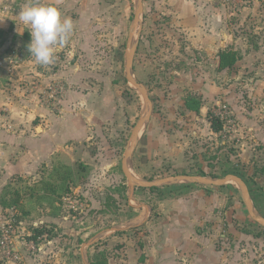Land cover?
<instances>
[{"label": "rangeland", "instance_id": "obj_1", "mask_svg": "<svg viewBox=\"0 0 264 264\" xmlns=\"http://www.w3.org/2000/svg\"><path fill=\"white\" fill-rule=\"evenodd\" d=\"M22 1L26 5L36 2ZM55 1L60 2L63 17L72 19L74 31L69 43L56 53L55 62L48 66L37 64L30 56L31 35L27 38L29 42L21 45V65L24 66L17 82L21 94L17 96L37 101L56 117L55 122L46 123L35 114L34 124L29 123L40 124L45 130L39 133L35 130L34 138L43 139V134L48 132L45 141L56 140L57 146L48 152L49 146L36 148L34 144L31 153L25 154L27 148L21 146L24 141L21 122L0 120V131H5L7 139L16 144L15 152L8 156L3 154L4 157L13 165L33 167L25 177L14 176L11 181L15 183L13 189L26 192V197L21 198V207L13 208L21 222L12 236L14 242L28 241L22 252L40 264H59L61 259L70 257L79 258L78 264H81V248L86 259L97 253L115 258L122 256L116 252V248L122 249V243L143 246L148 230L138 227L152 229L187 221L176 217L178 212L173 201L185 200L186 195L203 189L207 195L219 189L227 198L217 200L213 218L200 228L212 231L215 226L222 234L226 230V237L219 234V242L249 244L244 252L250 257L249 263L264 264V226L250 214L252 210L255 217L264 219V197L258 196L261 193L258 194L256 184L264 174L260 170L264 165L258 157L262 146L248 134L252 128L238 126L237 116L230 107L231 101L240 100L246 104H241L245 109L248 106L253 110L261 108L257 115L264 114V103L259 100L255 86H250L264 82L263 58L251 56L236 63L246 62L249 67H257L253 72L236 75L232 71L221 73L218 70L216 77L213 71L203 72L208 71L204 66L212 65L214 58L189 56L187 50L191 45L182 36L185 34L176 23L178 19L173 14L168 16L167 11H171L165 1L143 0L137 27L139 0ZM218 1L238 14L232 16L236 20L228 18V23L234 33L245 35V42L240 40L246 43L244 48H263L264 0ZM242 9L246 11L240 12ZM134 32L131 49H136V53L132 74L143 89L126 77L128 44ZM209 75L210 82L201 83ZM204 87L210 89L205 93ZM143 91L153 107L127 159V166L138 181L152 183L175 178L155 185L154 189L134 187L123 168L135 129L150 111ZM191 96L204 97L206 112L218 115L226 110L230 115L227 124L223 122L219 136L210 133L209 117L197 119L195 114L186 113V100ZM260 104L262 107H256ZM5 108L0 106V114L7 112ZM249 147H253L255 156L249 163H243L240 153L248 151ZM234 166L255 182L256 186L249 181L260 205L251 196V210L243 186L235 180L223 186L179 179L180 176H202L219 181L231 174L228 170ZM45 179L57 181L55 200L52 203L40 201L44 213L48 208L51 212L47 213L52 217H40L39 203H32L29 197V193L38 188H33V183ZM225 185L227 188H223ZM188 200L202 202L198 194L189 196ZM183 203L177 207L184 210ZM34 209L37 213L33 215ZM9 210L0 212V220L8 218ZM42 226L48 232L33 244L29 235L35 227ZM17 254L6 257L0 251V264H21V248Z\"/></svg>", "mask_w": 264, "mask_h": 264}, {"label": "crops", "instance_id": "obj_2", "mask_svg": "<svg viewBox=\"0 0 264 264\" xmlns=\"http://www.w3.org/2000/svg\"><path fill=\"white\" fill-rule=\"evenodd\" d=\"M21 1L22 0H0V57H8L9 55L14 56L15 53L23 55L21 45L29 42L27 38L30 37V32L26 30V26L20 22L17 16L19 11L26 6L25 1H22V3ZM162 1L167 2L170 6L171 13H168L167 11L168 16L173 14L174 17L178 19L176 23H178L177 25L181 28L180 30L185 34L182 36L186 39V43L191 45L187 50L189 56L194 55L199 56V58L209 57L215 59L212 65L204 66V70L208 69V71L203 72L211 73L213 71L217 77V72L219 70V51L229 48L239 51L240 59L249 58L251 56L255 57L257 55L260 56L263 58L262 66L264 68V47L259 50H254L250 47L248 48V46L246 49L244 48V45L246 44H243L246 40L245 35H237L234 33L228 23V18L236 20L233 19L232 16L238 14L230 12L222 3H219L218 0ZM244 11H246V9H242L240 12L244 13ZM240 40H242L243 43ZM238 61L240 62L243 60ZM237 64H235L233 68H226L219 70V72L232 71L233 74L237 75V73L253 72L257 70V67L256 69L255 67H249L246 62L243 65ZM22 66L24 65H21V60H19L14 63L6 62L5 65L0 67V106L1 108L6 106L5 110L7 111L0 114V120L6 123L21 122V128H24V133L21 134L24 141L21 146L27 148L26 151H24L25 154L31 153V146L33 147L34 144H36V148L49 146L48 152H51V149L57 146V141L49 138L48 142H46L45 140L47 139L44 138H47L48 132L43 134V139L34 138L33 134L36 133L35 130H37L38 133L41 132L40 130H45L40 124L33 126L31 123H33V116L37 115L41 118L39 119L40 121H45L46 123L55 122L56 117L41 107L37 101L32 102L27 100L26 97L19 99L17 94L20 95L21 91L17 88V82L21 79L20 70ZM44 78H46V76H44ZM204 80H209L210 82V75L206 79H203L201 83L204 84ZM250 86H253V88L255 86V89L259 94V100L264 103V82L251 83ZM211 88H214V86L211 85ZM207 89H210V87H204L203 91L206 93ZM248 92L254 94L252 91ZM199 94L201 96V93ZM201 100L202 105L199 111L188 110L185 107L186 113L195 114L197 119H202L205 116L207 118L209 110H207V112L205 111L204 97H202ZM241 104H245L244 101L238 100L236 103L231 101L230 107L233 113L237 116L239 127L241 124L243 128L253 129V131L251 133L248 132V134H251V136L262 146L258 153L259 156H257L260 157L259 159L261 161L259 162L264 165V114L260 116L257 115V113H260L261 108L253 110L248 106L247 109H245ZM256 107H262V104L257 105ZM242 109L247 112L243 113V111H241ZM207 120L210 127L209 119L207 118ZM222 131L214 132L211 129L210 133L217 137ZM50 136L52 135L50 134ZM7 138L5 131L1 130L0 212L10 209V207L4 204L1 199L5 186L11 183L15 178L14 176L17 177L20 175L25 177L26 172L33 169L32 165H13V162H8L9 159H6L7 157H4V155L8 156L12 152H15L16 144L14 140H8ZM249 148L250 149L243 154L240 153L243 163H249L255 156V152L252 150L253 147ZM24 163H28V161H25ZM257 180L259 181V184L256 183L257 187H259L258 193H261L260 196L263 199L264 174ZM246 185L251 196V185L249 186L247 183ZM226 186L227 185L223 188H227ZM197 194L201 196V203L188 200L189 196ZM231 194H233V192H231ZM185 198V200L181 198L180 200H177V205L175 201H173L172 204L174 203V209L177 210L179 214V216L177 214L176 217H181L187 221H181L179 225L167 224L154 226L152 229L138 227L139 230L142 228L148 230V236H146L147 240L145 239L143 246H139L138 244L135 245L136 243L132 242L122 243V249L116 248V252L122 254V256L117 255L115 258H108L109 264H250V257L244 253L249 244H234L228 240L219 242L217 239L219 234H222V231H219L218 228L213 226L214 229L212 231L200 228V225H203L207 220L213 218L214 207L218 204L217 200L226 199L227 194L224 191L220 192L218 189L211 191L210 194L207 195L206 190L203 189L192 195L190 193L189 195H186ZM181 202H184V210L177 207ZM207 202L209 203L207 204ZM38 203L41 211L38 212V215L40 217L51 216V213H47L51 212V210L46 208L44 213L40 202ZM32 213L34 215L37 213V210L34 209ZM223 232L222 235L226 237V230H223ZM30 242L33 244L36 243L32 240H30ZM22 251L23 246L21 247V264L39 263H37V259L35 260L32 256H28ZM80 251L82 254L81 264H91L90 259H88V257L86 259L83 255L82 248ZM78 260L79 258L75 257L65 258L64 260L61 259L59 264H78Z\"/></svg>", "mask_w": 264, "mask_h": 264}, {"label": "clouds", "instance_id": "obj_3", "mask_svg": "<svg viewBox=\"0 0 264 264\" xmlns=\"http://www.w3.org/2000/svg\"><path fill=\"white\" fill-rule=\"evenodd\" d=\"M17 16L31 35L30 56L41 66L53 64L56 53L69 43L74 31L72 19L64 18L53 0H36L23 7Z\"/></svg>", "mask_w": 264, "mask_h": 264}, {"label": "trees", "instance_id": "obj_4", "mask_svg": "<svg viewBox=\"0 0 264 264\" xmlns=\"http://www.w3.org/2000/svg\"><path fill=\"white\" fill-rule=\"evenodd\" d=\"M219 57V70H223L226 68H233V66L238 62V60L241 58L238 51L234 50L233 48L224 49L219 51L218 54ZM202 105V100L200 97L197 96H191L186 100V108L188 110L192 111H199L200 107ZM208 119L210 122L211 129L214 132H221L223 130V123L221 119L212 113V111L208 112ZM261 172L264 173V167L260 169ZM228 173L235 174L239 177H241L245 183H247L249 186L252 185L250 182L252 181L253 184L255 183L253 180L247 177L246 173L241 172L240 170L236 169L235 166L233 169L228 170ZM250 181V182H249ZM56 179H45L40 180L38 182H34V187H38L37 190L33 189L29 193L30 201L32 203H38V202H44L43 200H46L48 202L54 201L57 196H54V192H56ZM15 183H9L5 186L3 193L1 195L2 202L9 207L16 208L21 207V198L26 197L25 193L22 190L15 188L13 189ZM63 186L66 185L65 182L62 184ZM40 187H42V190H40ZM68 191V186L65 187ZM150 189H154L155 186L149 187ZM253 188V187H252ZM250 188V189H252ZM251 193V196H254V199H256L257 205H260L259 199H257V196L253 193ZM259 194V193H258ZM257 194V195H258ZM260 197V195H258ZM43 199V200H42ZM52 203V202H51ZM25 214H29V211H24ZM48 232L46 229L42 227H35L33 229L32 235L29 236V239L37 242L40 237L44 236L45 233ZM91 264H109L108 258L104 255V253H97L94 256L90 258Z\"/></svg>", "mask_w": 264, "mask_h": 264}, {"label": "water", "instance_id": "obj_5", "mask_svg": "<svg viewBox=\"0 0 264 264\" xmlns=\"http://www.w3.org/2000/svg\"><path fill=\"white\" fill-rule=\"evenodd\" d=\"M140 1V7L137 11V18L135 20V24H136V27L138 25V16L140 15L141 13V10H142V4H143V0H139ZM54 3L56 4H59L60 2L58 1H55L53 0ZM134 36H135V32L131 34V37H130V41H129V44H128V52H127V56H126V77L128 79V81L130 83H132L133 85H135L136 87H138L139 89H143V85L141 83H139L135 77L133 76L132 74V67H133V62H134V57H135V53H136V49L132 48L131 49V44H132V41L134 39ZM144 93V96H145V99L148 101L149 103V107H150V111L143 117L140 119L136 129H135V133H134V136L132 138V143H131V148H130V151L126 154L125 156V160H124V163H123V168H124V171L129 179V182L135 187L136 185H139V186H148V187H151V186H155L159 183H164V182H169L171 180H175V178H171V179H166V180H163V181H156V182H152V183H146V182H142V181H138L132 174L131 172L129 171L128 169V166H127V159L129 158V155L131 154V152L133 151L134 147H135V143L138 139V136H139V133H140V130L143 126V124L145 123V121H147L150 117V114H151V110H152V107H153V104L151 102V99L149 98V96L147 95L146 91H143ZM179 179L181 180H196V181H202V182H205V183H210V184H213V185H223L225 184L227 181L229 180H235L237 182H239L242 186H243V190H244V197L245 199L247 200V205L249 207V209L251 210L252 207H251V203H250V199H251V196H250V193H249V189L245 183V181L235 175V174H228L224 179H221L219 181H212V180H209L205 177H202V176H195V177H192V176H180ZM251 216L254 217V219L259 222L261 225L264 226V219L263 218H258V217H255L254 216V213L253 211L251 210L250 212Z\"/></svg>", "mask_w": 264, "mask_h": 264}, {"label": "built area", "instance_id": "obj_6", "mask_svg": "<svg viewBox=\"0 0 264 264\" xmlns=\"http://www.w3.org/2000/svg\"><path fill=\"white\" fill-rule=\"evenodd\" d=\"M21 60V54L15 53L14 56L0 57V67L5 65L6 62L14 63ZM222 122H228L230 115L227 111H223L217 115ZM21 224L18 219L17 212L14 209L8 211V218L5 221L0 220V251L6 257L14 254L18 256L19 249L24 245H27V241H16L12 239V236L17 233V227ZM25 239V237H21ZM13 255V256H14Z\"/></svg>", "mask_w": 264, "mask_h": 264}]
</instances>
